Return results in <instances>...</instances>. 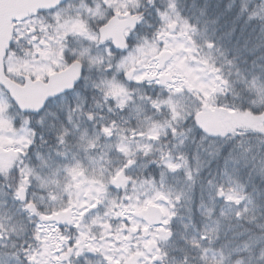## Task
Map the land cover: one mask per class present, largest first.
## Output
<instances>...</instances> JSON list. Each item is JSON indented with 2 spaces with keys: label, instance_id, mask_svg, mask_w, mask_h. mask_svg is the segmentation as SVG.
<instances>
[{
  "label": "snow or ice",
  "instance_id": "1",
  "mask_svg": "<svg viewBox=\"0 0 264 264\" xmlns=\"http://www.w3.org/2000/svg\"><path fill=\"white\" fill-rule=\"evenodd\" d=\"M0 264H264V0H0Z\"/></svg>",
  "mask_w": 264,
  "mask_h": 264
}]
</instances>
